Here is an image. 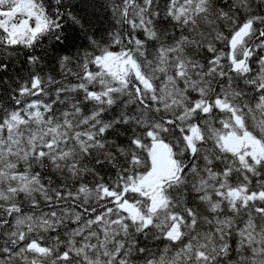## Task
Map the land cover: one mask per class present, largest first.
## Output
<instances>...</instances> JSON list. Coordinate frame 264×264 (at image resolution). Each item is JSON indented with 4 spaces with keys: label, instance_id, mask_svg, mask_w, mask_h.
Segmentation results:
<instances>
[{
    "label": "trees",
    "instance_id": "16d2710c",
    "mask_svg": "<svg viewBox=\"0 0 264 264\" xmlns=\"http://www.w3.org/2000/svg\"><path fill=\"white\" fill-rule=\"evenodd\" d=\"M25 1L33 28L0 19V264H264V0Z\"/></svg>",
    "mask_w": 264,
    "mask_h": 264
},
{
    "label": "rangeland",
    "instance_id": "374dc122",
    "mask_svg": "<svg viewBox=\"0 0 264 264\" xmlns=\"http://www.w3.org/2000/svg\"><path fill=\"white\" fill-rule=\"evenodd\" d=\"M0 19L8 21L9 26L20 27L28 26L33 28L35 22L30 16L28 6L24 0H0ZM231 59H233V54ZM224 145L231 151L239 152L242 149L250 148L256 149V144L249 137H240L237 135H230L224 138ZM163 147L160 144H156L152 151L153 160V172L149 176L147 183L144 186H148L149 189H155L158 187L156 182L162 181L164 170L167 168L169 163L168 154H162ZM151 194L152 191H151ZM152 196L153 202L156 205L160 204L159 192L154 193Z\"/></svg>",
    "mask_w": 264,
    "mask_h": 264
},
{
    "label": "water",
    "instance_id": "95a60500",
    "mask_svg": "<svg viewBox=\"0 0 264 264\" xmlns=\"http://www.w3.org/2000/svg\"><path fill=\"white\" fill-rule=\"evenodd\" d=\"M251 27H252V24L245 26L232 38L231 43H230V47L232 49L241 45L245 41V39L247 38V36L250 33ZM247 57H248V53L246 54L245 59L242 62H238V63L233 65V72L237 73V72L244 69V67L246 66V63H247ZM208 112H209V110L207 109V110H205L204 114H207ZM195 134H196V131L188 140V143L191 145V147H192V139H193ZM192 151L194 153L193 147H192ZM28 250L36 252L39 255H44L46 253V249L40 247L37 243H32L28 247Z\"/></svg>",
    "mask_w": 264,
    "mask_h": 264
}]
</instances>
